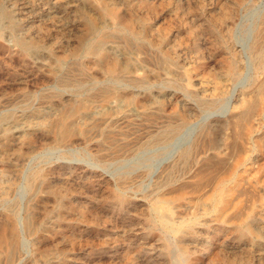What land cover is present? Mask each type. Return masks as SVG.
I'll return each mask as SVG.
<instances>
[{
	"label": "rangeland",
	"instance_id": "1",
	"mask_svg": "<svg viewBox=\"0 0 264 264\" xmlns=\"http://www.w3.org/2000/svg\"><path fill=\"white\" fill-rule=\"evenodd\" d=\"M263 110L264 0H0V264H264Z\"/></svg>",
	"mask_w": 264,
	"mask_h": 264
},
{
	"label": "bare ground",
	"instance_id": "2",
	"mask_svg": "<svg viewBox=\"0 0 264 264\" xmlns=\"http://www.w3.org/2000/svg\"><path fill=\"white\" fill-rule=\"evenodd\" d=\"M77 2V1H76ZM81 2V1H80ZM87 3V2H86ZM83 4V3H82ZM85 4V3H84ZM115 5V4H114ZM128 5V4H127ZM93 9V8H92ZM131 10V9H130ZM87 12V11H86ZM98 16H99V14H97ZM137 20V19H136ZM83 24V23H82ZM228 24V23H227ZM153 27V26H152ZM151 27V28H152ZM102 28V27H101ZM110 29V28H109ZM228 30V29H227ZM107 31V30H106ZM127 32V31H126ZM160 36V35H159ZM142 37V36H141ZM151 37V36H150ZM112 38V37H111ZM139 38V37H138ZM113 42V41H112ZM147 42V41H146ZM223 42V41H222ZM122 43V42H121ZM124 43V42H123ZM132 43V42H131ZM113 44V43H112ZM115 44V43H114ZM130 44V43H129ZM250 44V43H249ZM26 46V45H25ZM99 47H100V45H99ZM98 47V48H99ZM225 47V46H224ZM97 48V49H98ZM133 48V47H132ZM131 48V49H132ZM144 48V47H143ZM95 49V48H94ZM93 49V50H94ZM228 49V48H227ZM27 50V49H26ZM96 50V49H95ZM149 51V50H148ZM221 51V50H220ZM97 52H98V50H97ZM96 52V53H97ZM141 53H142V51H140ZM229 52V51H228ZM23 53V52H22ZM83 53V52H82ZM94 53V52H93ZM149 53V52H148ZM147 53V54H148ZM225 53V52H224ZM24 54V53H23ZM95 54V53H94ZM108 54V53H107ZM140 54V53H139ZM223 54V53H222ZM227 54V53H226ZM82 55V54H81ZM145 55V54H144ZM149 55V54H148ZM17 56V55H16ZM99 56V55H98ZM144 57V56H143ZM140 58V57H139ZM157 58H158V56H157ZM166 59V58H165ZM93 60V59H92ZM101 60H103V59H101ZM101 60H99V61H101ZM145 60V59H144ZM158 60V59H157ZM235 60V59H234ZM98 61V62H99ZM127 61V60H126ZM125 61V62H126ZM162 61V60H161ZM34 62V61H33ZM87 62V61H86ZM96 62V61H95ZM51 63V62H50ZM82 63V62H81ZM90 63H91V61H90ZM102 63V62H101ZM112 63V62H111ZM154 63V62H153ZM41 64V63H40ZM52 64V63H51ZM125 64V63H124ZM163 64V63H162ZM167 64V63H166ZM25 65V64H24ZM156 65V64H155ZM42 66V65H41ZM40 66V67H41ZM224 66V65H223ZM33 67V66H32ZM131 67V66H130ZM42 68V67H41ZM154 68V67H153ZM156 68V67H155ZM157 68H158V66H157ZM156 68V69H157ZM234 68V67H233ZM132 69V68H131ZM249 70V69H248ZM148 72V71H147ZM97 74V73H96ZM99 74V73H98ZM220 75V74H219ZM45 76V75H44ZM100 76H101V74H100ZM157 76V75H156ZM56 78V77H55ZM220 78H222V77H220ZM260 79V78H259ZM53 80V79H52ZM243 81V80H242ZM247 81L248 80H245V82L244 83H241V86H239V85H237L236 87H234L231 91H230V97H229V100L227 101V103H226V106H225V108H224V112H223V114H229V113H231V112H233V110L234 109H236V106H235V102H234V99H235V96H236V93H237V91L239 90V89H241V88H243V87H245V84L247 83ZM52 82V81H51ZM54 82V81H53ZM250 82V81H249ZM259 82V81H258ZM200 83V82H199ZM30 85V84H29ZM28 85V86H29ZM211 86V85H210ZM227 86V88H228V84L226 85ZM249 87V86H248ZM262 87V86H261ZM261 87H259V89L261 88ZM253 88V87H252ZM205 89V88H204ZM209 89V88H208ZM202 90V89H201ZM210 90V89H209ZM247 90V89H246ZM249 90V89H248ZM240 91V90H239ZM245 91V90H244ZM254 92V91H253ZM261 92V91H260ZM242 93V92H241ZM117 95V94H116ZM238 95V94H237ZM241 97V96H240ZM250 97H251V95H250ZM115 98V97H114ZM239 98V97H238ZM255 98H257V97H255ZM244 99V98H243ZM249 99V98H248ZM78 100V99H77ZM152 100V99H151ZM240 100V99H239ZM80 101V100H79ZM149 101V100H148ZM252 101V100H251ZM262 101V100H261ZM82 103H85V102H82ZM74 104H75V102H74ZM246 104V103H245ZM244 104V105H245ZM90 105V104H89ZM97 105V104H96ZM96 105H94V107L96 106ZM103 105V104H102ZM105 105V104H104ZM83 106V105H82ZM84 106H86V105H84ZM242 106V105H241ZM75 107V106H74ZM73 107V108H74ZM88 107V106H87ZM106 107V106H105ZM254 107V106H253ZM252 107V108H253ZM72 108V107H71ZM72 108V109H73ZM101 108V107H100ZM96 109V108H95ZM102 109V108H101ZM108 109V108H107ZM154 109H156V108H154ZM250 109V108H249ZM69 110V109H68ZM105 110V109H104ZM92 111H94V110H92ZM67 112V111H66ZM69 112V111H68ZM153 112V111H152ZM237 112V111H236ZM235 112V113H236ZM263 112H264V110H263ZM75 113V112H74ZM94 114V113H93ZM67 115V114H66ZM65 115V116H66ZM84 115V114H83ZM114 115V114H113ZM132 115V114H131ZM162 115V114H161ZM222 115V114H221ZM89 116V115H88ZM92 116V115H91ZM126 116V115H125ZM125 116H124V118H125ZM163 116V115H162ZM249 116V115H248ZM64 117V116H63ZM130 117H132V116H130ZM261 117V116H260ZM260 117H259V119H260ZM57 118V117H56ZM55 118V119H56ZM83 118V117H82ZM128 118V117H127ZM126 119V118H125ZM159 119V118H158ZM161 119V118H160ZM58 120V119H57ZM81 120V119H80ZM79 120V121H80ZM97 119H95L94 120V122L96 121ZM111 120V119H110ZM122 119L120 118V120L119 121H121ZM147 120V119H146ZM171 120V119H170ZM174 120H175V118H174ZM232 120H233V118H232ZM262 120V119H261ZM54 121H56V120H54ZM98 121V120H97ZM225 121V120H224ZM227 121H228V119H227ZM245 121H247V114H241V115H239L238 117H236L235 118V120H234V123H236V124H242V123H244ZM260 121V120H259ZM263 121V120H262ZM81 122V121H80ZM138 122V121H137ZM169 122V121H168ZM59 125H63V136L64 137H71V136H74L75 135V133L77 132V125L73 122V121H65L64 122V124L62 123V121L60 120L59 122H57ZM104 123V122H103ZM123 123V122H122ZM54 124H55V122H54ZM57 124V125H58ZM93 124V123H92ZM154 124V123H153ZM47 125V124H46ZM120 125V124H119ZM132 125V124H131ZM138 126H139V124H137ZM260 125V124H259ZM86 126V125H85ZM141 126V125H140ZM196 126V125H195ZM194 126V127H195ZM95 127V126H94ZM99 127V126H98ZM127 128V127H126ZM156 128V127H155ZM241 128V127H240ZM83 129V128H82ZM81 129V130H82ZM95 129V128H94ZM143 129H145V128H143ZM235 129V128H234ZM93 130V129H92ZM135 130V129H134ZM195 130H196V128H195ZM194 130V131H195ZM98 131V130H97ZM233 131V130H232ZM235 131V130H234ZM42 132H45V130L44 131H42ZM41 132V133H42ZM49 132V131H48ZM151 132V131H150ZM155 132V131H154ZM47 133V132H46ZM52 133V132H51ZM78 133H79V131H78ZM81 133V132H80ZM145 133V132H144ZM129 134V133H128ZM193 134V133H192ZM191 134V135H192ZM258 134V133H257ZM41 135V134H40ZM78 135V134H77ZM122 135V134H121ZM191 135H190V138H191ZM36 136V135H35ZM125 136V135H124ZM147 136V135H146ZM225 136H227V135H225ZM237 136V135H236ZM40 137V136H39ZM42 137H44L43 135H42ZM85 137V136H84ZM130 137V136H129ZM184 137V136H183ZM240 138V137H239ZM249 138V137H248ZM52 139V138H51ZM84 140V139H83ZM194 140V139H193ZM206 140V139H205ZM227 140H229L228 138H227ZM264 140V139H263ZM15 141H16V139H15ZM81 141V140H80ZM115 141V140H114ZM119 141V140H118ZM191 140H189V142H190ZM226 141V140H225ZM240 141V140H239ZM238 141V142H239ZM249 142V141H248ZM252 142H254V141H252ZM21 143V142H20ZM122 144V143H121ZM17 145H19V144H17ZM59 145V144H58ZM127 145H129V144H127ZM182 145V144H181ZM205 145V144H204ZM212 145V144H211ZM236 145V144H235ZM252 145V144H251ZM71 146V145H70ZM97 147V146H96ZM177 147V146H176ZM239 147V146H238ZM237 147V148H238ZM254 147V146H253ZM257 147L259 148V146L257 145ZM257 147H255V148H257ZM22 148V147H21ZM35 148V147H34ZM224 148H225V146H224ZM236 148V149H237ZM101 149V148H100ZM102 150V149H101ZM174 150H176V149H174ZM223 150V149H222ZM228 150V149H227ZM235 150V149H234ZM173 151V150H172ZM194 151H195V149H194ZM207 151V150H206ZM220 151V150H219ZM236 151V150H235ZM234 151V152H235ZM187 152V151H186ZM185 152V153H186ZM195 152H198V151H195ZM215 152V151H214ZM258 152V151H257ZM205 153V152H204ZM198 154V153H197ZM184 155V154H183ZM249 155V154H248ZM255 155V154H254ZM138 156V155H137ZM255 156H257V155H255ZM196 157V156H195ZM221 157V156H220ZM233 157H234V155H233ZM253 157V156H252ZM258 157V156H257ZM260 157V156H259ZM258 157V158H259ZM250 158V157H249ZM255 158V157H254ZM187 160H189V158L187 159ZM254 160H257V158H255ZM123 161V160H122ZM193 162V161H192ZM225 162H227V161H225ZM166 163V162H165ZM198 163V162H197ZM224 163V162H223ZM218 164H220V163H218ZM218 164H217V166H218ZM243 164V163H242ZM241 164V165H242ZM246 164V163H245ZM250 164H251V162H250ZM63 165V164H62ZM67 165V164H66ZM161 165H163V163L161 162V164L158 166V168H160L161 167ZM227 165H229V164H227ZM170 166V165H169ZM220 166V165H219ZM224 166V165H223ZM85 167V166H84ZM87 168V167H86ZM192 168H193V166H192ZM229 168V167H228ZM238 168H240V167H238ZM215 169H216V167H215ZM224 169V168H223ZM74 170V169H73ZM219 170V169H218ZM227 170V169H226ZM243 170V169H242ZM57 171V170H56ZM210 172H211V170H209ZM236 171V170H235ZM241 171V170H240ZM208 172V171H207ZM209 172V173H210ZM224 172V171H223ZM62 173V172H61ZM60 173V174H61ZM198 173H199V171H198ZM220 173V172H219ZM236 173V172H235ZM264 173V172H263ZM95 174V173H94ZM207 174V173H206ZM211 174V173H210ZM237 174V173H236ZM259 174V173H258ZM81 175V174H80ZM102 175V174H101ZM199 175V174H198ZM218 176H219V174H217ZM62 176V175H61ZM94 176H96V175H94ZM103 176V175H102ZM161 176V175H160ZM91 177V176H90ZM157 177V176H156ZM194 177V176H193ZM203 177V176H202ZM233 177V176H232ZM55 178H57V177H55ZM72 178H73V176H72ZM78 178V177H77ZM235 178V177H234ZM42 179H44V178H42ZM53 179V178H52ZM83 179V178H82ZM81 179V180H82ZM90 179V178H89ZM107 179V178H106ZM201 179V178H200ZM206 179V178H205ZM213 179V178H212ZM232 179V178H231ZM46 180V179H45ZM62 180L63 179H61V182H62ZM86 180V179H85ZM114 180V179H113ZM146 180V179H145ZM70 181V180H69ZM83 181V180H82ZM81 181V182H82ZM214 181V180H213ZM45 182V181H44ZM176 182V181H175ZM204 182V181H203ZM80 183V182H79ZM92 183V182H91ZM102 183V182H101ZM112 184V183H111ZM176 184H178V183H176ZM183 184V183H182ZM196 184V183H195ZM81 185V184H80ZM97 185H98V183H97ZM110 185V184H109ZM184 185V184H183ZM191 185V184H190ZM201 185V184H200ZM199 185V186H200ZM213 185V184H212ZM198 186V187H199ZM203 186H204V184H203ZM208 186V185H207ZM245 186H246V184H245ZM101 187V186H100ZM178 187V186H177ZM183 187V186H182ZM186 187V186H185ZM196 187V186H195ZM205 187V186H204ZM219 187V186H218ZM244 187V186H243ZM40 188V187H39ZM178 188H180V187H178ZM246 188V187H245ZM129 189V188H128ZM193 189V188H192ZM199 189H200V187H199ZM205 189V188H204ZM174 190V189H173ZM176 190V189H175ZM180 190V189H179ZM196 190V189H195ZM225 190V189H224ZM249 190V189H248ZM264 190V189H263ZM101 191V190H100ZM107 191V190H106ZM177 191V190H176ZM216 192V191H215ZM253 192V191H252ZM255 192V191H254ZM255 193H257V192H255ZM127 195V194H126ZM246 195V194H245ZM247 195H248V193H247ZM251 195H252V193H251ZM35 196V195H34ZM79 196V195H78ZM215 196V195H214ZM240 196V195H239ZM242 196V195H241ZM254 196V195H253ZM252 196V197H253ZM259 196V195H258ZM38 197V196H37ZM156 197H157V195H156ZM246 197V196H245ZM213 198H215V197H213ZM250 198V197H249ZM75 199V198H74ZM78 199V198H77ZM245 199V198H244ZM259 199V198H258ZM70 200H72V199H70ZM69 200V201H70ZM235 200V199H234ZM79 201V200H78ZM87 201H89V200H87ZM130 201V200H129ZM133 201V200H132ZM131 201V202H132ZM137 201V200H136ZM140 201H142V200H140ZM146 201V200H145ZM246 201H248V200H246ZM246 201H244L245 203H246ZM35 202V201H34ZM59 202V201H58ZM74 202V201H73ZM90 202V201H89ZM120 202V201H119ZM144 202V201H143ZM198 202V201H197ZM251 202V201H250ZM71 203V202H70ZM82 203V202H81ZM88 203V202H87ZM130 203V202H129ZM144 203H146V202H144ZM154 203V202H153ZM152 203V204H153ZM177 203V202H176ZM209 203H211V202H209ZM264 203V202H263ZM89 204V203H88ZM95 204V203H94ZM135 204V203H134ZM151 204V205H152ZM174 204V203H173ZM170 205V204H169ZM247 205H249V203L247 204ZM258 205V204H257ZM257 205H255V206H257ZM56 206V205H55ZM128 206V205H127ZM134 206V205H133ZM137 206V205H136ZM147 206V205H146ZM154 206V205H153ZM198 206V205H197ZM244 206V205H243ZM262 206V205H261ZM260 206V207H261ZM138 207V206H137ZM148 207V206H147ZM199 207V206H198ZM213 207V206H212ZM249 207V206H248ZM58 208V207H57ZM157 208V207H156ZM173 208V207H172ZM243 208V207H242ZM88 209V208H87ZM150 209V208H149ZM159 209V208H158ZM157 209V210H158ZM244 209H246L245 207H244ZM89 210V209H88ZM163 210V209H162ZM243 210V209H242ZM241 210V211H242ZM254 210V209H253ZM262 210V209H261ZM209 211V210H208ZM32 212V211H31ZM207 212V211H206ZM211 212V211H210ZM209 212V213H210ZM260 212V211H259ZM69 213V212H68ZM93 213V212H92ZM243 213V212H242ZM241 213V214H242ZM157 214V213H156ZM163 214V213H162ZM181 214V213H180ZM184 214V213H183ZM197 214H199V213H197ZM213 214V213H212ZM252 214V213H251ZM4 215V214H3ZM30 215V214H29ZM32 215V214H31ZM170 215V214H169ZM232 215V214H231ZM240 215V214H239ZM260 215V214H259ZM159 216V215H158ZM160 216H161V214H160ZM160 216H159V218H160ZM235 216V215H234ZM237 216V215H236ZM4 217V216H3ZM48 217V216H47ZM201 217H202V215H201ZM237 217H239V216H237ZM1 218V217H0ZM5 218V217H4ZM3 218V219H4ZM165 218H167V217H165ZM170 218V217H169ZM179 218V217H178ZM177 218V219H178ZM195 218V217H194ZM208 218V217H207ZM218 218H220V217H218ZM252 218V217H251ZM259 218V217H258ZM184 219H186V218H184ZM233 219V218H232ZM5 220V219H4ZM55 220V219H54ZM171 220V219H170ZM180 220V219H179ZM192 220V219H191ZM159 221V220H158ZM198 221V220H197ZM229 221V220H228ZM177 222V221H176ZM181 222V221H180ZM252 223V222H251ZM50 224V223H49ZM66 224V223H65ZM82 224V223H81ZM170 224V223H169ZM172 224V223H171ZM181 224V223H180ZM190 224V223H189ZM195 224H196V222H195ZM78 225V224H77ZM83 225V224H82ZM163 225V224H162ZM192 225V224H191ZM81 226V225H80ZM84 226V225H83ZM183 226V225H182ZM73 227V226H72ZM181 227V226H180ZM189 227V226H188ZM240 227V226H239ZM41 228V227H40ZM89 228V227H88ZM31 230V229H30ZM176 230V229H175ZM63 231V230H62ZM80 231V230H79ZM178 231V230H177ZM33 232V231H32ZM180 232H183V231H180ZM179 232V233H180ZM217 232V231H216ZM25 234H26V230H25V223H24V218L23 217H20L19 218V227H18V225H17V223H15V222H4V223H2V224H0V249H2L3 250V252L4 253H6L7 254V259H9L10 261H11V259L14 257V255H15V252H17V249H19V246L22 244V243H20L21 242V239H23L24 241V243H25V245H26V242H25V240H26V237H25ZM217 234V233H216ZM44 235V234H43ZM36 236V235H35ZM83 236V235H82ZM88 236V235H87ZM81 237V236H80ZM239 237H241V236H239ZM57 240V239H56ZM27 241V240H26ZM45 243V242H44ZM49 243V242H48ZM55 243V242H54ZM22 246H23V244H22ZM25 248V247H24ZM23 251H25V250H23ZM215 251V250H214ZM26 252V251H25ZM194 252H196V251H194ZM199 253V252H198ZM25 254V253H24ZM201 255V254H200ZM211 256V255H210ZM40 257H42V256H40ZM48 258V257H47ZM197 258V257H196ZM6 259V258H5ZM13 260V259H12ZM34 260V259H33ZM201 260V259H200ZM7 261V260H6ZM6 261H4V262H6ZM24 261V260H23ZM70 261V260H69ZM9 262V261H8ZM36 262V261H35ZM199 262V261H198ZM202 262V261H201ZM8 264V263H7ZM17 264V263H16Z\"/></svg>",
	"mask_w": 264,
	"mask_h": 264
}]
</instances>
